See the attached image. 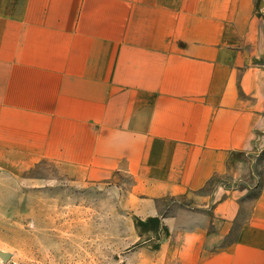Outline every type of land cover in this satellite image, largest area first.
Returning a JSON list of instances; mask_svg holds the SVG:
<instances>
[{"label": "crops", "instance_id": "1", "mask_svg": "<svg viewBox=\"0 0 264 264\" xmlns=\"http://www.w3.org/2000/svg\"><path fill=\"white\" fill-rule=\"evenodd\" d=\"M43 164L127 177L123 264H264V0H0V169Z\"/></svg>", "mask_w": 264, "mask_h": 264}, {"label": "rangeland", "instance_id": "2", "mask_svg": "<svg viewBox=\"0 0 264 264\" xmlns=\"http://www.w3.org/2000/svg\"><path fill=\"white\" fill-rule=\"evenodd\" d=\"M59 175V176H58ZM126 176L72 183L45 164L22 175L0 169V264H123L167 227L135 214Z\"/></svg>", "mask_w": 264, "mask_h": 264}, {"label": "water", "instance_id": "3", "mask_svg": "<svg viewBox=\"0 0 264 264\" xmlns=\"http://www.w3.org/2000/svg\"><path fill=\"white\" fill-rule=\"evenodd\" d=\"M11 254L9 252H6V251H3V250H0V259L2 261H6L10 258Z\"/></svg>", "mask_w": 264, "mask_h": 264}]
</instances>
